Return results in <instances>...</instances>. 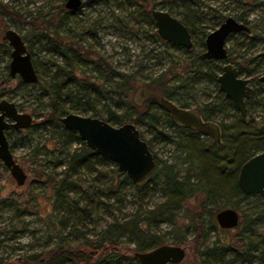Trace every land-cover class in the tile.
Masks as SVG:
<instances>
[{"label":"rangeland","instance_id":"obj_1","mask_svg":"<svg viewBox=\"0 0 264 264\" xmlns=\"http://www.w3.org/2000/svg\"><path fill=\"white\" fill-rule=\"evenodd\" d=\"M65 1L0 0V3H3L12 11L10 15L0 16V99H7L17 103L20 111L30 113L34 117L33 124L29 128L21 129L20 132L9 138L11 143L17 142V147L13 152L16 160L28 174L25 184L19 186L10 170L2 162L0 165V264H31L27 260L29 256L49 252L57 244L71 250L79 249L85 251L86 246L90 242L95 241L98 238V233L108 223L113 222L114 219L119 221L132 219L136 216L139 209L154 210L164 200L161 185L157 184L153 187L151 182L149 183V187H152L151 191L142 197L138 194L137 189L131 185L124 186L122 191L118 193L121 198L119 201L114 198H108L104 194H99L98 187L108 184L109 176L112 175L114 166L112 163H108L94 165L95 170L90 173L86 170H81V180L85 182V188L89 193L94 194L93 202L86 198L84 199L82 193L75 194L71 192L68 194L72 203L74 200L79 199L81 195L82 198H80L81 201L79 202L82 206L87 205V216L82 214L79 217L71 216L54 204L53 181L49 179L52 177L58 180L61 177L65 168L64 164L53 165V163L63 160L64 154L59 155V158L56 156L57 152L47 154L46 157L38 156L36 159H39V162L35 163L34 155L37 147L40 148L46 143L47 147L54 148L56 143L49 138L48 130L39 128L37 131H32V133L34 132L33 134L28 130L40 124L48 108H37L36 112L34 111L37 104L33 103V101L40 88L38 84L36 86L28 83V85H20L17 79H7L8 70L6 66L11 60V54H7V47L11 50L12 47L4 39L6 30L12 28L23 37H29L28 41H25L27 45L29 42H33L31 53L34 64L43 81H48L54 70V65L51 64L52 59H57L58 63L61 60L44 51L41 43H34L33 33L40 29L41 26L39 25L42 23L46 27V20L51 19L52 22L48 25L50 31L57 30L61 36H65L69 41H78V45L83 50L96 52L114 66L117 71L134 76L132 89L128 95V104L135 107L137 109L135 111L139 112L143 111L140 105L142 102L141 98L137 96L139 89L146 88L147 82L169 65H183L190 62L194 58L195 53L204 50V47L200 45V38L204 37L205 39L206 35L212 31L206 29V34L204 35L201 32H196L192 36L194 46L188 52H185L184 48L180 46L172 47L159 41H152L151 35H153L156 28L138 14V11L145 8L151 9L152 5L156 9L168 11V6L163 4L162 0H136L137 4L133 6H129L126 0H96L93 3L91 2L93 0H82V4L77 9L76 14L68 15L65 23L59 27L56 23L58 18L64 14L62 8L65 11L68 10L64 6ZM203 1L207 5L204 8L206 14H204L205 12L200 14L199 19L204 18V23L209 22L212 9L226 17H234L237 13L244 10L238 0ZM256 2H260V0ZM62 4L63 7H61ZM263 10L264 6L254 8L247 15V20L249 26L255 27L256 31L261 33L264 38ZM92 30L96 34L95 37L90 34ZM226 47L229 56L241 63L244 69L258 66L256 76L264 72V40H259L252 44L248 36L234 33L227 40ZM249 59H254V62L248 64L247 61ZM90 67L91 65L78 63L79 70L87 71L85 75L91 76ZM180 69L182 71L181 67ZM242 75L252 78L245 72ZM171 83L179 85L180 81L175 78L171 80ZM187 88L188 86L186 89L179 90L180 102L187 103V101H190L192 93L198 95L200 102L209 101L214 99L215 96L217 97L214 83L207 80L192 84L193 89L190 92H188ZM254 89L251 103L246 108V122L240 128L249 132L254 131L256 127L264 123V85L255 83ZM44 101H46V98ZM97 110L100 111L99 117L101 118L107 116L108 111H114L115 114L123 112V108H114L112 105H107L105 101L97 105ZM73 113L91 114V112L80 113L79 111H74ZM227 113L228 117L222 123L223 139L232 137L234 132L230 127L235 125L236 115H239L238 111L231 108H227ZM249 119H252L255 124H252V127L249 126ZM215 120L221 122L219 117H216ZM110 123L118 126L111 121ZM137 127L143 133L145 139L151 140V150L157 159L173 165L174 171L178 172L180 177L188 173L191 180L196 182L198 177L203 176L196 150L202 147L209 148L212 144L210 142L204 144V137L198 138V144L195 147L191 146L186 138H180L175 135L174 129L167 126L163 115H160L157 127L164 134L170 135L173 142L166 143L159 138L153 140L152 137L155 133L149 132L146 125L140 124ZM177 142L180 147L176 145ZM251 145L253 146V144ZM75 147H79V144H73L66 152H71ZM245 149L248 154L256 152L250 148V145H246ZM40 171L46 172V178L39 176ZM100 171L106 173L104 178H100ZM73 178L71 177V179ZM225 193L218 200L219 208L230 207V203L238 202L239 207L249 215H254L258 211V203L256 201L251 199L239 200V196L231 191ZM200 201V196L191 199L189 207L194 209ZM70 210L73 211L74 206H70ZM140 215L143 214L140 213ZM182 215L173 217L171 215L151 213L149 215L150 223L148 226L146 225L148 229L146 232L160 236L162 244H174L171 242L173 233L180 235L182 233L181 230H173L174 223L182 222ZM59 219L65 222L63 227L54 226V222ZM207 220L208 218H206L205 225V244L212 245L216 242H223L240 247L238 230L241 228L222 229L218 227V230H214L210 227V223ZM250 235L256 242L259 241L260 246L264 248V222L258 224L257 231ZM193 237L194 233L190 232L187 235V240L183 244H179L185 246L186 252L184 259L178 264H264V258L260 259L258 251L253 253L254 257L250 262L247 261V258H242L240 255L237 257L234 254H229L220 261H205L201 258L199 247L192 240ZM134 240L135 238L131 234H126L121 238V245L130 252L129 256L122 260L120 264H138L133 257V252L135 251ZM93 257L88 264H98L99 258L96 255ZM69 261L71 262L67 263L64 260H59L55 264H81L75 260ZM102 264L114 263L107 260Z\"/></svg>","mask_w":264,"mask_h":264},{"label":"trees","instance_id":"obj_2","mask_svg":"<svg viewBox=\"0 0 264 264\" xmlns=\"http://www.w3.org/2000/svg\"><path fill=\"white\" fill-rule=\"evenodd\" d=\"M94 1L96 0L91 2L93 3ZM256 1L257 0H238L244 10L237 13L234 17L238 21L248 24L247 15L252 12L254 8L264 6V0H260V2ZM126 2L129 6L137 4L136 0H126ZM162 3L166 4L168 6V11L176 15L188 28L191 36L195 35L196 32H201L203 35L206 34V29H215V27L226 18L225 15L217 13L215 9H212L209 22L204 23V18L199 19L200 14L205 12L204 8L207 7L203 0H162ZM61 7H63V4ZM151 9H155V6L152 5ZM151 9L145 8L144 10L138 11V14L156 28L151 16ZM62 11L64 14L58 18L56 23L59 27L65 23L68 15H75L77 12V10L65 11L64 8H62ZM8 14H12L11 9L7 8L3 3H0V16ZM204 14H206V12ZM262 16L264 17V10L262 11ZM51 22V19H47L45 22L46 27L43 26V23L39 25L41 26L40 29L33 33L35 38L34 43H41L44 51L51 53L55 58H60L61 62L58 63L57 59H52L51 64L54 65V70L49 80L43 81L42 77L39 75V81L32 84L33 86L38 84L40 87L39 93L35 96V100L33 101V103L37 104L34 111L36 112L37 108L47 107L48 109L40 124L28 130L31 134L34 133H32V131H37L39 128L48 130L49 138L56 143L54 148L47 147L46 143L40 148L37 147L34 155L36 160L35 163L39 162V159H36L38 156L46 157L47 154L57 152L58 155L56 154V156L59 158V155L64 154L63 160L53 161V165L64 164L65 168L62 171L61 177L58 180L52 177L49 179L53 181L52 191L54 204L71 216L79 217L81 214L87 216V205L82 206L79 202L81 201L80 198H82L81 195L79 199L74 200L72 203L68 194L71 192L75 194L82 193L84 199L86 198L93 202L94 194L89 193L85 188V182L81 180V170H86L90 173L95 170L94 165H103L112 162L106 157L95 154L91 149L86 147L75 131L65 129L60 122V117L68 113H73L74 111H79L80 113L91 112L90 116L99 117L100 111L97 110V105L105 101L107 105H112L114 108H123V112L120 114H115L114 111H108L109 113L107 116L104 118L99 117L109 123L111 121L116 125H120L124 122H131L136 126L143 124L147 126L151 133H155L153 136L155 139L159 138L166 143L173 142L170 135L164 134L157 127L160 115H163L167 126L174 129L176 136L186 138L193 147L198 144V139L194 138L190 133L187 134L185 129L178 128L169 114L161 110L160 106L157 105L153 99L145 103L143 111H135L136 108L128 104V95L132 89L134 76L132 74L117 71L114 66L96 52L83 50L82 47L78 45V41H69L65 36H61L57 30L50 31L48 25L51 24ZM249 27V33L252 35L244 32L239 34L248 36L252 44L259 40H264L261 33H258L255 27ZM90 34L92 37L96 35L93 30ZM151 36L154 42L159 41L172 47H179L176 44L163 41L156 30ZM24 39L28 41L29 37H24ZM200 45L204 47V37L200 38ZM28 47L30 51H32L33 42H29ZM192 48H184V50L188 52ZM199 53H195L194 58L183 65H169L156 77L151 78L147 82L146 87L161 94L172 102L174 101L175 104L183 108L190 107L191 102H180L181 96L179 95V90L186 89L188 86L187 89L189 90L188 92H190L192 84L202 80L213 82L215 91L221 96L222 93L218 89L216 82L217 72L220 71L221 67L220 63L208 59L201 60L199 58ZM7 54H11V49L9 47H7ZM228 61L239 65V63L229 56ZM79 62L93 65L90 69L92 72L91 76L85 75V70L80 71L78 69ZM247 62L248 64L254 62V59H249ZM204 66L206 67L204 68ZM6 69L8 70L7 79H17L20 85H28L23 82L20 77H11L9 63ZM257 71L258 66H254L252 68H247L246 73L247 75L254 74L257 73ZM175 78L179 79V85L171 83V80ZM219 96L215 101L210 100L209 102H203V104L198 106V109L205 113L206 118L211 119L213 116H218V114L226 112L227 108L234 109V105L230 100L224 98L223 95L222 99ZM45 98L46 101H44ZM251 122L252 120L249 121L250 127L255 125ZM234 124V126L230 127L234 132L232 137L222 138L221 145H210L209 148L202 147L196 150L199 163L202 167L201 172L203 173V176H197L196 182L191 180L188 173L180 177L178 172L174 171L173 165L167 164L166 161L156 158L157 167L153 174L147 180L136 184L133 183L125 173L120 172L115 164L112 163L114 166L112 175L109 176L108 184L106 183L103 187H98L99 194H104L108 198H114L119 201L121 198L118 193L122 191L124 186L131 185L137 189L138 194L142 197L151 191L152 187H149V183L151 182L153 183V187L157 184L161 185L164 200L158 204L157 208L154 210L147 211L139 209L136 216L132 219L123 221L114 219L113 222L108 223L107 226L98 233V238L95 241L90 242L86 246L85 251L79 249L71 250L57 244L55 248L49 252L31 255L27 260L31 264H55L59 260H64V262L67 263L71 262L69 260H75L81 264H88L94 258L93 256L96 255L99 258L98 264L105 263L107 260H110L114 264H120L122 260L129 256L130 252L126 247L121 245V238L126 234L134 236L135 251H144L162 244L160 236L146 232V230L148 231L146 225L148 226L150 223L149 215L151 213L171 215L173 217L183 214L182 222H175L173 227L174 231L181 230L182 233L180 235L173 231L171 242L174 244H183L187 240V235L190 232L194 233L192 240L196 242V245L199 247V254L205 261H220L229 254H234V256L237 257L240 255V257L244 258V252H247L248 249L246 250L244 248L241 250L237 246L223 242L207 245L205 244L204 238L206 218H208L207 221L210 223V227L214 230L219 229L215 222L216 212L222 209L218 207L219 198L227 191L240 195L236 182L239 166L254 154H248L245 146L250 145V148L255 151L264 148V123L256 127L254 131L249 132L240 129L244 123H242L236 115ZM20 131L21 130H11L8 132L9 138ZM141 137H143L142 133ZM147 142L150 144L149 141ZM73 144H79V147H75L71 152H66ZM251 144H253V146ZM176 145L180 147L178 142ZM16 147L17 142H12L11 148L13 151ZM149 148L151 150L150 145ZM99 173H101L100 178L105 177L106 173L102 171ZM39 176L46 178V172L40 171ZM71 177L74 178L71 179ZM197 196L201 197V201L192 209L189 207L190 201ZM242 197L245 198L246 196L242 195ZM256 198L260 199V197ZM261 202V205H257L258 211L255 212L254 215H249L248 213L244 214L247 219L252 220V223L256 225L264 222V201L261 200ZM70 206H74L73 211L70 210ZM229 206L238 209L237 202H232ZM140 213L143 215H140ZM64 223L63 220L59 219L54 222V226L59 225L63 227ZM244 234L243 232V237L246 238L247 248H250L248 253L249 256L245 257L247 261L250 262L253 258V253L257 251L259 252L260 259H263L264 248H262L258 242H254L249 235Z\"/></svg>","mask_w":264,"mask_h":264},{"label":"water","instance_id":"obj_3","mask_svg":"<svg viewBox=\"0 0 264 264\" xmlns=\"http://www.w3.org/2000/svg\"><path fill=\"white\" fill-rule=\"evenodd\" d=\"M81 4L82 0H66L64 6L73 11ZM151 16L162 40L185 49L193 47L190 31L177 16L156 8L151 10ZM249 31L248 24L233 16H227L206 35L200 58L225 61L228 56V37L234 33ZM4 39L12 47L9 63L11 77L18 76L28 84L37 83L39 73L24 37L15 29L9 28ZM259 80L264 82V73L259 76ZM217 83L219 90L233 102L240 116L244 118L245 101L252 95L248 78L240 76L232 63L225 62L217 76ZM137 96L154 98L178 126L190 128L214 143H222L219 125L213 121H204L197 111L179 107L147 88L139 89ZM33 120V115L20 111L17 103L0 99V161L10 170L19 186L25 184L28 174L15 158L8 132L27 129L33 124ZM60 122L65 129L75 131L85 146L95 154L114 163L133 183L147 180L157 167L154 154L147 142L141 138L140 130L134 123L124 122L115 126L99 117L77 113L65 114L60 117ZM237 183L246 194L264 196V148L241 165ZM216 220L222 229L235 228L238 224V213L231 207L223 208L216 213ZM185 252V246L179 244H160L144 251H134L133 257L138 264H178L184 259Z\"/></svg>","mask_w":264,"mask_h":264},{"label":"flooded vegetation","instance_id":"obj_4","mask_svg":"<svg viewBox=\"0 0 264 264\" xmlns=\"http://www.w3.org/2000/svg\"><path fill=\"white\" fill-rule=\"evenodd\" d=\"M239 33H241V32H239ZM244 33H248V32H244ZM229 37H231V35L229 36ZM228 37V38H229ZM228 40V39H227ZM164 41V40H163ZM166 42V41H165ZM168 43V42H167ZM204 51V50H203ZM202 51V52H203ZM202 52H200L199 53V58H200V54L202 53ZM227 53H228V51H227ZM228 56H229V54H228ZM228 56H227V59L225 60V61H217V60H214V59H208V60H212V61H214V62H218V63H220V66L222 67V65L225 63V62H229V63H232V62H230V61H228ZM229 57H231V56H229ZM201 59V58H200ZM201 60H204V59H201ZM235 61V60H234ZM237 62V61H236ZM79 63H85V62H79ZM238 63V62H237ZM86 64V63H85ZM236 68H237V70H238V73H239V75L240 76H242V77H244L242 74L245 72L246 73V70H247V68H243L242 67V65H241V63H239V65H237V64H234V63H232ZM86 65H90V64H86ZM93 65H91V67H92ZM91 67H90V69H91ZM221 67H220V71L217 73V76H218V74H220L221 73ZM89 69V70H90ZM80 71H83V70H80ZM87 72V71H86ZM92 73V72H91ZM264 73V72H263ZM262 73V74H263ZM247 74V73H246ZM256 74L257 73H254V74H248V76H251L252 78H250V77H244V78H248V80H249V85L252 87V95H251V97L248 99V100H246L245 101V116H244V118H242L241 116H240V113H239V115H237L238 117H239V119H240V121L242 122V123H244L245 124V120H246V108H247V105L249 104V103H251V98H252V96H253V93H254V85H255V83L256 84H259V85H264V82H261L260 80H259V76H256ZM261 74V75H262ZM216 82H217V77H216ZM217 85H218V83H217ZM147 89H149L148 87H146ZM193 89V88H192ZM219 89V88H218ZM216 92V91H215ZM221 92V91H220ZM222 93V92H221ZM222 95L224 96V98H226V99H228V100H230L229 98H227L223 93H222ZM222 95L221 96H219V93H217V97L219 96L221 99H222ZM217 97L215 96L214 97V99H212L213 101H215L216 99H217ZM150 99H153L154 100V98H152V97H144V98H141V107L143 108L144 107V105H145V103L148 101V100H150ZM211 100V101H212ZM155 101V100H154ZM210 101V100H209ZM209 101H205V102H209ZM231 101V100H230ZM156 102V101H155ZM190 102H191V104H190V107H188V108H186V109H192V110H195V111H197L199 114H200V117L204 120V121H213V122H216L218 125H219V127H220V132H221V139H222V125H221V123L224 121V120H226V117L228 116V113H227V110H226V112H224V113H220V114H218V116H213L211 119H208V118H206V116H205V113L204 112H202L200 109H198L199 107V105H201V104H203V102H200V100H199V98H198V95L196 94V93H192L191 94V97H190ZM232 102V101H231ZM157 103V102H156ZM233 103V102H232ZM139 105V106H140ZM157 105H158V103H157ZM177 105V104H176ZM234 105V104H233ZM140 107V108H141ZM161 108V107H160ZM183 108V107H182ZM161 110H163V111H165L164 109H162L161 108ZM233 110H236V111H238L237 109H236V107H235V105H234V109ZM166 112V111H165ZM239 112V111H238ZM167 113V112H166ZM82 115V114H81ZM90 116V115H89ZM216 117H219L220 119H221V122H217L216 120H215V118ZM250 120H252V119H249V121ZM248 121V122H249ZM175 123V122H174ZM176 124V123H175ZM176 126L178 127V128H183V129H185V131H187V134L188 133H190V134H192V136L194 137V138H199V137H204L205 138V141L203 142L204 144L206 143V142H210V143H212L211 145H221V144H217V143H214V142H212L208 137H206V136H203V135H201V134H199V133H197L196 131H194V130H192V129H190V128H186V127H182V126H178L177 124H176ZM140 130V129H139ZM147 130L150 132V130L147 128ZM141 131H140V135H141ZM142 136H143V133H142ZM142 139H144L146 142L147 141H149V143L150 144H148V142H147V144H148V146L149 145H151V140L150 139H145V137L143 136V137H141ZM152 139L153 140H156V139H154V137H152ZM262 150V149H261ZM261 150H259V151H261ZM259 151H256L255 153H257V152H259ZM153 153V152H152ZM254 153V154H255ZM253 154V155H254ZM154 157H155V159L157 158L155 155H154ZM247 160V159H246ZM245 160V161H246ZM244 161V162H245ZM243 162V163H244ZM242 163V164H243ZM241 164V165H242ZM241 165L239 166V169H238V173H237V177H236V182H237V178H238V174H239V171H240V167H241ZM237 185H238V183H237ZM238 188H239V191H240V195H238L239 196V200H243V199H251V200H254V201H256L257 203H258V205L260 204H262V202H261V200H263L264 201V196H262V195H260V194H246V193H244L241 189H240V187L238 186ZM242 195H245L246 197L245 198H243L242 197ZM256 197H260V199H258V198H256ZM237 205H238V209H235V208H233L234 210H236L237 211V213H238V224H237V226L235 227V228H238V229H240V230H238L239 231V234H238V236H239V242H240V244H239V248L241 249V250H243L244 248L247 250V252H244V255L243 256H249V249L250 248H247V242H246V238L245 237H243V232L246 234V235H248L249 234V236H251L250 234H253L254 232H256L257 231V225L256 224H253L252 223V220H250V219H246V218H244L245 216H244V214H245V211H243L240 207H239V204H238V202H237ZM225 208H227V207H225ZM232 208V207H231ZM223 209V208H222ZM221 210V209H220ZM219 211V210H218ZM217 211V212H218ZM216 212V213H217ZM215 222H216V224H217V226L219 227V225H218V223H217V220H216V214H215ZM251 227V228H250ZM220 228V227H219ZM244 234V235H245ZM254 242H256L253 238H251ZM245 241V242H244ZM258 242V244L260 245V242L259 241H257ZM246 253V254H245ZM244 257V258H245ZM253 257H254V255H253Z\"/></svg>","mask_w":264,"mask_h":264}]
</instances>
